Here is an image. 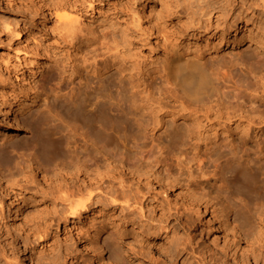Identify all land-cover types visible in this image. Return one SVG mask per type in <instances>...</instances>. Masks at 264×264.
<instances>
[{
    "label": "rangeland",
    "instance_id": "1",
    "mask_svg": "<svg viewBox=\"0 0 264 264\" xmlns=\"http://www.w3.org/2000/svg\"><path fill=\"white\" fill-rule=\"evenodd\" d=\"M51 1L56 0H0V93L20 92L18 95L22 98L13 115L5 117L3 109L7 105L0 97V154L6 152L9 155L3 173L5 178L18 174L20 167L26 169L29 157L37 153L29 150L30 128L35 122L52 131L58 129L60 122L67 127L71 124L64 116L67 108L99 91L104 92L105 97L98 99L97 106L105 108L109 114L125 117L127 122L133 114L142 118L145 125L131 121L132 128L139 133L138 144L125 152L141 172L145 164L132 156L140 146L147 148L150 144L148 136L144 137L146 123L147 127L152 125L156 115L163 116L162 120L167 119L166 112L178 107L182 98L161 71L159 57L163 39L164 45L179 44L182 50L185 47L183 42L188 40L190 49L206 66L215 70L221 66L229 67L235 77L250 80V77L239 74L238 65L232 67L239 62V53L235 48L221 47L218 35L224 30L220 26L206 29L210 31L209 37H205V28L195 30L197 34L193 37L189 34L191 30L184 34L189 12L181 8L191 0H150L145 5L143 0H62L71 9L66 8L72 14L69 19L76 17V20H70L71 23L57 17L56 13L62 10L54 12L49 6ZM206 1H209L207 9L220 8V11H211V25L217 20V13H222L220 20L226 19L240 2ZM175 5L181 10L166 15L167 9ZM14 29L19 34H15ZM146 34H149L148 39L143 40ZM226 35L232 38V34ZM254 49V45L247 46L246 43L242 55H250ZM28 58L30 62L24 64L22 60ZM261 58L264 64V57ZM29 63L33 66L28 67ZM159 105L163 106L161 111L157 110ZM84 108L90 109L87 100ZM180 123L170 121L167 131L158 132L159 137L156 135L155 140L159 144H168V132L173 125ZM106 131L114 141L116 131ZM64 132L69 145L65 150L62 144L66 151L64 155L46 165L49 174H65L64 169L70 170L75 162L84 161L90 168L98 163L108 173L102 183L103 195L108 197L110 193L108 195L105 191L124 188L135 198L126 204L120 197L119 203L94 202L89 211L63 218L67 209L62 208L64 204L54 201L50 194L35 190L42 187L37 182L39 175H35L34 186L25 189L15 185L9 187L15 194L11 190L6 193L0 182V201L3 199L0 207V264H22L20 250L28 253L32 264H115V259H125L127 264H202L198 258L209 249L223 264L222 261H227L222 253L225 247L231 255L243 257V264H254L252 259L245 257L250 251L264 257V177L256 170L257 165L252 164L246 170L236 163L228 169L224 167L221 176L230 181L229 189L249 201L246 207L236 202L228 220L239 222L244 211L249 213V223H240L238 230L241 234H238L230 226L220 227L218 221L211 218L215 230L210 231L212 235L208 238L206 218L210 216L207 214L209 210L204 212L201 206L199 213L194 214L191 206H184L174 195H162L149 174L129 175L116 161L107 168L102 157L112 142L101 145L92 136L90 127L71 124L70 132ZM121 139L127 146L131 144L127 136ZM14 141L22 147L11 149L9 144ZM71 144L79 146L73 149ZM167 149L178 152L170 144ZM187 157L190 159L183 161L181 175L184 180L190 178L188 170L195 166L191 152ZM156 169L166 176L161 164ZM169 171L178 175L175 168ZM185 183L182 181L183 185ZM118 204L127 208L120 209ZM107 214L126 219L115 228V224H108ZM92 218L95 224L115 226L114 230L107 233L106 227L99 230V236L94 235L90 231ZM45 225L48 230L42 234L38 230ZM226 263L233 264L232 260Z\"/></svg>",
    "mask_w": 264,
    "mask_h": 264
},
{
    "label": "bare ground",
    "instance_id": "2",
    "mask_svg": "<svg viewBox=\"0 0 264 264\" xmlns=\"http://www.w3.org/2000/svg\"><path fill=\"white\" fill-rule=\"evenodd\" d=\"M149 1L143 0V4L145 5ZM49 6L54 12L58 9L62 10L61 13H56L59 19L70 23L74 18L76 20L75 15L72 20L69 19L72 14L67 11L66 8L69 7L64 1H51ZM208 6L209 1L206 0H191L182 6L181 9L189 12V22L186 24L184 34H188L187 31L191 30L189 34L193 37L201 28H205L207 33L205 37H209L211 36L210 31L206 29L220 26L224 30L218 35L221 47L235 48L239 53V62H235L232 67L238 65L239 74L243 77H250V80L235 77L229 67L221 66L215 70L212 66H206L190 49L188 40L183 42L185 47L182 50L183 47L181 49L179 44H172L169 47L164 45L165 39H163L162 53L160 57L158 56L161 71L166 81L179 92L182 98L179 99L178 107H173L172 110L166 112L167 119L162 120L163 116L156 115L152 125L147 127L146 123L143 130L144 137L148 136L150 144L147 148L140 146L132 156L137 162L145 164L141 172V169L138 170L134 162L125 154L126 151L138 144L137 135L139 133L132 128L131 121L138 125L143 124L141 117L131 114L132 117L128 118L127 122L124 121L125 117L109 114L105 108L97 106L98 99L105 97V93L101 91L92 94L91 98L85 96L79 102L72 104L67 108L64 116L66 121L71 124H83L90 127L92 136L101 145L107 146L112 142V146L105 150L102 157L106 161L107 168L113 161H116L129 175L139 177L142 174H149L162 195H174L184 206H191L194 214L199 213L201 206L204 212L209 210L207 214L210 216L206 218L209 230L206 234L210 238L212 235H210V231L215 230L212 222L214 219L218 221L220 227L230 226L229 228L238 234H241L238 230L239 224L249 223V213L244 211L239 222L228 220L231 208L236 206V202L246 207L249 201L229 189L230 181L221 176L224 167L228 169L233 163H236L237 166L246 170L253 164L257 165L256 170H259L264 177V64L261 60V57H264V0H240L239 5L226 19L220 20L222 13H217L214 25L209 22L211 11L217 12V10L220 11V8L215 6L207 9ZM177 7L178 5L169 7L165 14L169 16L176 14L181 10ZM69 10L71 9L69 8ZM203 17H205L204 20H202ZM14 31L15 34H19L18 30L14 29ZM226 34H232V38L227 37ZM148 35H144L143 40H147ZM246 43L247 46L250 44L255 46V49L247 56L242 55V48ZM22 62L25 64L30 61L28 58L23 59ZM31 66H33L32 63H29L28 67ZM101 87L99 86V88ZM51 89L53 90V88ZM7 92L0 93L2 103L7 105L3 109L5 117L9 114L13 115L14 110L22 101L18 95L20 92L8 94ZM54 92L56 93V90ZM214 96L216 97L214 98ZM86 100L90 109L84 108ZM140 106L143 107V104ZM162 109L163 106H157L158 111ZM14 117H17L16 114ZM170 121H181V123L173 125L168 132V144H159L155 140L158 136L157 133L167 131ZM71 124L66 127L60 122L57 126L58 129L52 131L42 128L35 122L30 128L29 150H36L37 153L29 157L26 169L20 167L19 173L11 178H5L3 175L9 163V155L6 152L1 153L0 182L3 190L6 193L11 190L15 194V191L9 187L15 185L25 189L34 186L35 175H39L40 180L37 182L42 187L35 190L41 194H50L54 201L58 200L63 203L62 208H67L62 214L63 218L79 216L81 211L88 210L94 202L103 204L107 200V203H119L120 197L123 198V204H126L130 199H134L135 196H131L130 191L124 188H121L120 191L113 188L108 190L109 192H104L110 193L108 197L103 195L102 183L108 173L98 163L94 168H90L84 161L75 162L70 170L64 169L65 174L58 176L49 174L46 165L60 159L64 151L67 150L66 147L69 144L64 131L70 132ZM107 129L116 131L114 141L110 139ZM55 133L58 135L55 136ZM124 136L128 137L130 145L127 146L121 139ZM62 144H64L65 150L62 149ZM169 144L172 149H178V152L168 150ZM9 145L14 150L22 147L17 141L11 142ZM78 146V144H71L70 147L77 149ZM153 148H156V151L153 152ZM190 152L191 160H194L195 166L192 170H188L190 178L184 180L181 176L184 171L183 161L190 159L187 157ZM158 164H161L162 169L167 172L166 176L162 174V171L156 169ZM208 166L211 169H208ZM171 168L177 169L179 176H174L169 171ZM80 177L82 178L78 181ZM182 181H186V186L182 184ZM2 202L3 199L0 201V207ZM118 205H120V209L127 208V206ZM55 207L56 203L54 202L53 208ZM141 207L142 205H139V208ZM90 212L93 214L92 210ZM107 216L109 217L108 224H115V228H118L117 226L124 223L126 219L113 214H107ZM211 218L214 219L211 220ZM94 220L92 218L90 221V231L99 236V230H104L108 224H95ZM109 227L105 229L107 233L114 230L112 229L114 227ZM47 230L48 226L45 225L38 231L45 234ZM39 232L38 237L41 236ZM19 241L22 242V240ZM223 249L222 253L226 256L227 261L232 260L233 264H243V257L231 255L226 247ZM209 250L208 253L204 252L205 256L204 254L200 255L198 260L202 264H221ZM19 256L22 264H32L30 256L25 250H20ZM245 257L252 259L254 264H264V257L258 252L250 251ZM227 261H222V263L227 264ZM114 263L127 264L128 261L115 259Z\"/></svg>",
    "mask_w": 264,
    "mask_h": 264
}]
</instances>
